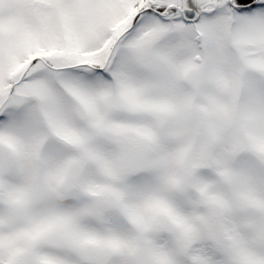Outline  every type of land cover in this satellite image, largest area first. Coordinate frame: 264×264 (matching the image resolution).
Wrapping results in <instances>:
<instances>
[{"label":"snow or ice","instance_id":"6c2138e0","mask_svg":"<svg viewBox=\"0 0 264 264\" xmlns=\"http://www.w3.org/2000/svg\"><path fill=\"white\" fill-rule=\"evenodd\" d=\"M0 264H264V0H0Z\"/></svg>","mask_w":264,"mask_h":264}]
</instances>
